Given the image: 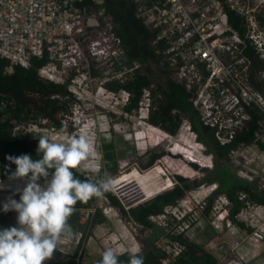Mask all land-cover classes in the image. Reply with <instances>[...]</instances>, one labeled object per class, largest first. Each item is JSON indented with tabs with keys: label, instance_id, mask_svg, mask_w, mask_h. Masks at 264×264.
Returning a JSON list of instances; mask_svg holds the SVG:
<instances>
[{
	"label": "rangeland",
	"instance_id": "obj_1",
	"mask_svg": "<svg viewBox=\"0 0 264 264\" xmlns=\"http://www.w3.org/2000/svg\"><path fill=\"white\" fill-rule=\"evenodd\" d=\"M97 39L96 49L92 47L89 38L82 42V55L78 66L69 75L68 88L76 99L70 106L69 115L64 117V122L70 128L58 129L48 124L43 125L39 123L40 121L27 124L16 122V133L29 138H39L40 134H44L56 141H61L68 135L86 133L93 138L92 147L89 157L75 167L79 171L95 179L112 177L114 180L120 173L132 167L146 174L154 167L160 170V165H163L167 173L164 171L161 180L156 182L158 185L164 182L170 185L149 197L129 201L123 198L113 185L114 188L112 187L110 192L118 199L121 207L113 206L104 195H101L88 208L82 209L81 221L87 222L88 227L87 238L79 248L80 263L93 262L109 247L117 254L125 251L138 252L149 236L155 238L157 236L156 245L163 247L170 254L169 258L163 260L165 264H169L178 247L168 234L182 232L188 239L208 247L216 255L217 264H236L233 258L236 259L237 256L241 258V264H264V239L261 240L256 234L258 226L264 221L263 205L248 200L241 209L243 213L236 215L253 231L245 234L239 230L242 234L241 243L233 250L221 236L226 226H223V231L220 229L221 226L217 228L214 225L215 215L221 209L218 200L220 197L224 198L226 194L217 191L210 210L205 216L203 214L205 196L213 189H217L218 171L224 165L241 178L250 181L252 180L248 178L251 176L256 178L253 180L258 188L259 179L264 177V151L258 149L254 143L240 144L224 159H219L207 141L199 142L193 130L188 129L190 123L186 118H183L176 134H169L160 127L150 124L147 121L150 102L147 93L142 96L138 109L131 113L126 112L124 105L128 98L127 91H110L104 87L103 82L112 78H123L128 66H117L109 56L107 45L99 34ZM139 64V61L134 62V65ZM260 78L258 76V80ZM259 92L264 96V89ZM257 137L264 143V116ZM152 153H159L160 157L151 166L143 167ZM177 175L188 178L191 184L195 180L212 183L205 188L185 191L183 198L179 199L176 205H168L164 209V214L152 216L151 220L161 226L165 233H154L151 228L141 230L143 227L129 216V208L173 187L177 183ZM153 192L151 189L150 193ZM248 202L249 206L245 207ZM229 207L230 203L227 204L226 211ZM87 210L89 215L86 219L84 215ZM95 211L99 212L102 221L90 225L89 220ZM76 235L78 236L77 231L72 230L71 241L65 239L69 244L66 246L69 247L70 253L76 248L78 239ZM261 249L263 251L260 256L254 258L256 250Z\"/></svg>",
	"mask_w": 264,
	"mask_h": 264
},
{
	"label": "trees",
	"instance_id": "obj_2",
	"mask_svg": "<svg viewBox=\"0 0 264 264\" xmlns=\"http://www.w3.org/2000/svg\"><path fill=\"white\" fill-rule=\"evenodd\" d=\"M79 5H86L93 10L102 7L105 15L111 21L112 30L121 39L124 57L121 59V63H115L119 67L127 65L128 68L133 67V69L126 72L123 78L105 80L103 85L110 91L125 90L128 92L127 102L124 105L126 112L131 113L139 108L141 98L147 90L150 99L147 121L169 134H176L183 118H186L198 141L202 143L207 141L212 147L214 155L219 159H224L240 144L254 143L258 149L264 151V143L257 137L261 128L260 121L264 114L256 106L245 107V111L249 115L248 119L235 128L233 137L227 142L222 143L216 137V127L203 123L198 110L190 99L193 91L177 82L173 68L168 66L162 55L156 52L163 46L159 40L153 43L157 31L149 28L142 19L136 16V5L133 0H103L102 4L94 3L92 0H82ZM101 23L104 25L102 19ZM135 61L140 62L137 67H134ZM43 62V59H33L28 67L14 64L12 71L7 72L5 68L9 61L0 57L1 178L10 175L16 168L12 161L6 159L7 155L15 156L27 153L33 159H38L40 156V153L36 151L38 138L19 136L15 130L16 122L27 124L40 121L39 123L43 125L48 124L58 129L70 128L64 122V117L69 115L70 106L76 99L68 88L69 78L63 83L42 78L37 71ZM255 86L260 89V83H255ZM159 157V153H152L143 167L151 166ZM72 170L74 175L81 180H96L76 168ZM218 175L217 189H213L205 196L204 216L210 210L217 191H223L230 203L225 217L243 233L250 234L253 229L238 219L236 215L248 200L264 206V190H259L254 180L250 181L237 176L226 165L219 168ZM176 181L177 183L173 187L156 194L142 204L129 208V216L143 227L141 230L151 228L154 233H165L161 226L151 220L152 216L164 214V209L168 205H176V202L183 198L185 191L205 188L212 183L211 181L195 180L191 184L188 178L181 175L176 176ZM241 194H245L244 199L240 198ZM103 195L113 206L121 207L118 199L110 191ZM16 198L18 199V197ZM97 198L93 196L87 201H77L74 205L75 210L68 218L67 222L71 228L81 233L73 254L65 255L57 261L46 264H78L76 258L79 248L87 238L86 229L88 227L87 222L81 221V210L88 208ZM98 214V211L92 214L89 220L90 225L102 221ZM13 225H16L15 211H0V227ZM168 236L172 241L182 246L169 264L218 263L216 255L208 247L188 239L182 232H172ZM153 237L149 236L141 250L134 254H142L144 264H165L163 260L169 258L170 254L163 247L157 246L155 243L157 236ZM130 253L132 252L125 251L118 254V257L121 261H127ZM100 258L101 256L89 264H96Z\"/></svg>",
	"mask_w": 264,
	"mask_h": 264
},
{
	"label": "built area",
	"instance_id": "obj_3",
	"mask_svg": "<svg viewBox=\"0 0 264 264\" xmlns=\"http://www.w3.org/2000/svg\"><path fill=\"white\" fill-rule=\"evenodd\" d=\"M81 1L0 0V57L9 61L5 70L11 72L14 64L28 67L33 59H43L38 75L63 83L78 66L82 42L89 38L96 49L98 34L107 45L113 62L121 63L124 57L121 39L112 30L104 9H89L86 5H79ZM92 1L97 4L103 2ZM133 1L136 16L157 31L153 43L159 40L163 46L156 52L173 68L177 82L193 91L190 98L193 106L204 124L216 127L215 135L220 142L229 141L235 128L248 119L246 106H256L264 112V96L222 56L228 52L230 57L232 42L238 40L237 31L229 22L228 10L239 11L240 0ZM256 45L264 58V41L260 40ZM132 69L129 67L126 72ZM146 93L147 90L144 95ZM188 129H191L190 124ZM261 178L258 189L264 190V177ZM248 179L256 178L251 176ZM240 198L244 199L245 194ZM218 201L222 210L215 215L214 225L217 228L221 226V230L226 226L221 235L223 241L231 250L236 249L242 234L225 217L229 203L227 197H220ZM242 213L243 210L238 214ZM88 215L89 210L84 217L87 219ZM258 231L264 235V221L258 226ZM176 246L178 250L173 256L182 248L177 242ZM240 261L238 256L233 258L236 264H241Z\"/></svg>",
	"mask_w": 264,
	"mask_h": 264
},
{
	"label": "clouds",
	"instance_id": "obj_4",
	"mask_svg": "<svg viewBox=\"0 0 264 264\" xmlns=\"http://www.w3.org/2000/svg\"><path fill=\"white\" fill-rule=\"evenodd\" d=\"M92 141L83 132L61 141L40 134L38 159L27 153L6 156L16 165L11 175L26 178V182L16 190L20 193L18 199L9 196L0 202V211L17 213V225L0 227V264H42L59 248L62 236L71 237L67 221L77 201L100 197L112 189V177L81 180L74 175L72 169L89 157ZM41 178H45L43 184ZM96 264H144V257L130 253L127 261H121L109 247Z\"/></svg>",
	"mask_w": 264,
	"mask_h": 264
},
{
	"label": "flooded vegetation",
	"instance_id": "obj_5",
	"mask_svg": "<svg viewBox=\"0 0 264 264\" xmlns=\"http://www.w3.org/2000/svg\"><path fill=\"white\" fill-rule=\"evenodd\" d=\"M239 11L228 10L229 22L237 31L238 40L232 42L231 56L222 54L223 59L234 65L246 76L250 86L257 91L264 89V58L256 43L264 41V0H240ZM234 23V24H233ZM260 76V80H258ZM260 83V89L255 83Z\"/></svg>",
	"mask_w": 264,
	"mask_h": 264
},
{
	"label": "bare ground",
	"instance_id": "obj_6",
	"mask_svg": "<svg viewBox=\"0 0 264 264\" xmlns=\"http://www.w3.org/2000/svg\"><path fill=\"white\" fill-rule=\"evenodd\" d=\"M160 167V170H157L158 168L154 167L146 174H143L137 168L132 167L115 177L113 185L116 187V190L121 194V196L128 201L139 197H149L158 192L160 189H164L170 185V183L167 182L162 184L160 183L159 185L157 184L156 180H161L164 171L167 173V170L163 165H160ZM151 189L154 190L153 193H150Z\"/></svg>",
	"mask_w": 264,
	"mask_h": 264
},
{
	"label": "crops",
	"instance_id": "obj_7",
	"mask_svg": "<svg viewBox=\"0 0 264 264\" xmlns=\"http://www.w3.org/2000/svg\"><path fill=\"white\" fill-rule=\"evenodd\" d=\"M26 182V178H21V177H14L11 174L8 175L5 178H1L0 177V185H3V187H0V202L6 201V199L9 196H15L19 198V191H16L17 189H22V187L24 186ZM41 184L44 183V179H41L39 181ZM15 211V210H14ZM17 217V213L15 211V220ZM16 225H17V220H16ZM71 230H74L71 228ZM77 231V230H76ZM78 236H79V231H77ZM77 235L75 237H78ZM258 237L263 240L264 239V235L263 236H259ZM65 239H67L68 241H71L70 238H65L64 236L61 237L60 243L58 245L59 248L54 249L53 251V255L50 258H47L45 261H43L45 264L49 263V262H54L57 261L58 259L63 258L65 255H71L73 253H70V249L69 247H67L66 245H69L68 242H65ZM79 238L77 239V243H78ZM77 245V244H76ZM76 247V246H75ZM75 251V250H74ZM257 252H255L254 254V258L257 256H260V253L263 251L261 250H256ZM80 250L78 252V256H77V261L78 264H80V260H79V255H80ZM256 257V258H257Z\"/></svg>",
	"mask_w": 264,
	"mask_h": 264
},
{
	"label": "water",
	"instance_id": "obj_8",
	"mask_svg": "<svg viewBox=\"0 0 264 264\" xmlns=\"http://www.w3.org/2000/svg\"><path fill=\"white\" fill-rule=\"evenodd\" d=\"M256 234L259 235L260 237L263 236V233H261L259 231H257Z\"/></svg>",
	"mask_w": 264,
	"mask_h": 264
}]
</instances>
